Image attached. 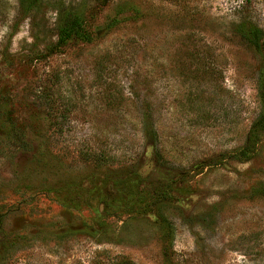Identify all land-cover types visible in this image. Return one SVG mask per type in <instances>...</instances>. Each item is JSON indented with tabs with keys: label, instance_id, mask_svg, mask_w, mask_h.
Instances as JSON below:
<instances>
[{
	"label": "rangeland",
	"instance_id": "374dc122",
	"mask_svg": "<svg viewBox=\"0 0 264 264\" xmlns=\"http://www.w3.org/2000/svg\"><path fill=\"white\" fill-rule=\"evenodd\" d=\"M0 264H264V0H0Z\"/></svg>",
	"mask_w": 264,
	"mask_h": 264
},
{
	"label": "trees",
	"instance_id": "16d2710c",
	"mask_svg": "<svg viewBox=\"0 0 264 264\" xmlns=\"http://www.w3.org/2000/svg\"><path fill=\"white\" fill-rule=\"evenodd\" d=\"M79 30V24L74 21L62 23L58 27V42H66L69 37L74 36ZM238 33L256 49L261 46V31L252 26L240 27ZM80 38V37H79ZM260 122V121H258Z\"/></svg>",
	"mask_w": 264,
	"mask_h": 264
}]
</instances>
